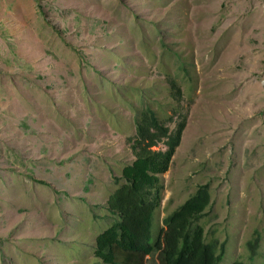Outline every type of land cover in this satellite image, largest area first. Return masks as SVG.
<instances>
[{"label": "rangeland", "instance_id": "1", "mask_svg": "<svg viewBox=\"0 0 264 264\" xmlns=\"http://www.w3.org/2000/svg\"><path fill=\"white\" fill-rule=\"evenodd\" d=\"M171 79L186 123L154 224L208 185L205 239L264 263V0H0V264H100L95 206L136 110L174 131Z\"/></svg>", "mask_w": 264, "mask_h": 264}, {"label": "trees", "instance_id": "2", "mask_svg": "<svg viewBox=\"0 0 264 264\" xmlns=\"http://www.w3.org/2000/svg\"><path fill=\"white\" fill-rule=\"evenodd\" d=\"M168 93L178 105L173 111L174 131L168 127L174 118L161 121L150 104L136 110L134 134L128 140L134 160L112 179L115 189L103 204L95 206L110 221L95 236L91 247L93 258L100 264H224L225 243L208 242L204 227L199 224L211 205L208 185L198 186L193 195L163 219L160 227L154 224L163 192L160 178L170 167L186 123L185 116L175 115L181 92L172 79ZM160 146L164 149H158ZM84 191H88L87 183ZM255 257L253 251L249 261L231 264H252Z\"/></svg>", "mask_w": 264, "mask_h": 264}]
</instances>
